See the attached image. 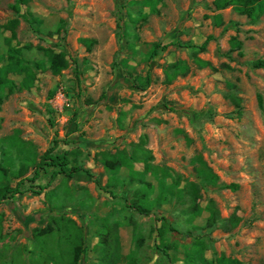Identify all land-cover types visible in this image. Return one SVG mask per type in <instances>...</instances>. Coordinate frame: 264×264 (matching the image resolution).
I'll list each match as a JSON object with an SVG mask.
<instances>
[{"label": "rangeland", "instance_id": "1", "mask_svg": "<svg viewBox=\"0 0 264 264\" xmlns=\"http://www.w3.org/2000/svg\"><path fill=\"white\" fill-rule=\"evenodd\" d=\"M154 8L146 0H0V55L19 47L24 60H46L43 47L70 58L54 75L46 61L31 88L0 105V185L22 190L0 203V264H53V254L67 263L80 236L77 264H128L129 256L134 264H183V246L197 236L207 258L264 264V12L252 20L215 0ZM81 38L94 42L88 48ZM156 42L168 45L147 60ZM146 73L150 84L136 88ZM55 140V151L93 176L81 170L49 181L48 169L30 180V163L18 183L17 147L37 161ZM142 149L155 175L141 174L142 161L114 174L101 164L103 152ZM174 178L185 190L148 215L127 207L143 180L155 199L158 181ZM207 205L216 210L210 226ZM162 218L177 229L165 228L178 247L170 257L158 248ZM48 224L53 230L38 234Z\"/></svg>", "mask_w": 264, "mask_h": 264}, {"label": "trees", "instance_id": "2", "mask_svg": "<svg viewBox=\"0 0 264 264\" xmlns=\"http://www.w3.org/2000/svg\"><path fill=\"white\" fill-rule=\"evenodd\" d=\"M29 0H16V4H27ZM160 0H146V3L154 10L155 4ZM215 4L218 8H223L227 5H233V7L242 14H247L252 20L258 18L264 12V0H215ZM81 41L89 48L94 42L90 38H81ZM168 44L154 43L147 52V60H150L158 51L166 49ZM204 45V44H203ZM235 45L239 46L238 42H235ZM203 47V46H202ZM45 56L46 60L39 59L32 62L24 60L21 57V50L19 47H9L5 56L0 55V105L3 99L16 89L26 88L29 89L33 86L35 81V70H44L46 69V61L48 63V68L54 74H59L63 69L67 68L70 62V58L66 56L64 52H57L51 48H40ZM76 63V60H73ZM178 65V64H177ZM176 65V66H177ZM263 65V60H257L254 62V66L261 67ZM178 68L183 71L185 66L182 64L178 65ZM77 69V68H76ZM179 70V71H180ZM10 75H20L21 78L18 83ZM135 87L141 90L146 89L150 84L149 73H146L143 77H136ZM57 140L54 141V144L47 148L36 161L34 156L29 152L25 153L23 147H17L18 153H21L22 161L19 167L12 172L15 178H20L25 173L27 166L32 163L33 175L30 178L26 179H37L40 177L41 173L47 172L48 169H51L49 176V181L53 180L57 175H64L65 177H72L78 171H84L86 174L93 176L89 169H85L80 165L71 164L69 158L67 157L66 152H57L55 151V146L57 145ZM144 155V156H142ZM151 154L146 150H141L138 152L136 150L132 154L128 155L123 151H117L115 153L103 152L101 154V164L104 168L111 172L112 174L116 173L121 165L125 164L131 166L130 164L134 161H142L143 170L141 174L151 172L154 175L156 174V167L151 166L149 161L151 160ZM3 171L4 168H0ZM165 170H162L163 177L167 176ZM143 179V178H142ZM209 179L215 180V176H209ZM23 178H20L18 183L22 182ZM142 181V180H141ZM49 183V182H48ZM142 186L136 189L134 197L126 202L127 207L135 209L139 214L148 215L151 211L152 206L159 201H163L170 196L180 195L184 190L178 188L179 182L174 178V183L172 185H166L164 181H158L159 192L155 199H149V192L153 190L150 182L143 180ZM17 184L15 187L10 186L7 183L0 185V203L4 200L13 198L18 193H22V190ZM46 186H39L40 189H44ZM230 187L235 188L234 184ZM197 196L193 192V206H192V216L197 217L201 214L202 209L199 208L196 203ZM205 209L209 211V215L206 219L207 225H212L216 221V210L212 205L205 206ZM162 225L157 228V237L159 238L158 248L168 257H170L168 250H176L178 247L172 242H168L165 238V228H168L171 231H177V229L162 218ZM238 220L236 216H232L230 221L235 223ZM53 227L47 225L44 228L38 230V234H44L51 232ZM205 242L204 239L200 236L194 237L189 245L183 246V264H242L240 260L235 257L225 256L223 254L216 256L214 258H207L205 256ZM83 251V238L80 236L71 243L70 252L71 258L66 263L62 259L63 257L59 254L51 256V261L53 264H77L80 254ZM128 264H134V257H128Z\"/></svg>", "mask_w": 264, "mask_h": 264}]
</instances>
